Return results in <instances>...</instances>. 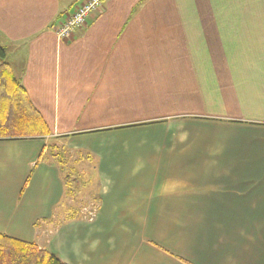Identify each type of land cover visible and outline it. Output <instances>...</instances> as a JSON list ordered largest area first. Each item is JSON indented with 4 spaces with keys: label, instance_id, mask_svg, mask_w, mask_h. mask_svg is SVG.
<instances>
[{
    "label": "crops",
    "instance_id": "crops-1",
    "mask_svg": "<svg viewBox=\"0 0 264 264\" xmlns=\"http://www.w3.org/2000/svg\"><path fill=\"white\" fill-rule=\"evenodd\" d=\"M80 1L0 0L49 131L0 141V234L64 264H264V0H103L59 41ZM67 156L91 220L68 219Z\"/></svg>",
    "mask_w": 264,
    "mask_h": 264
},
{
    "label": "trees",
    "instance_id": "trees-1",
    "mask_svg": "<svg viewBox=\"0 0 264 264\" xmlns=\"http://www.w3.org/2000/svg\"><path fill=\"white\" fill-rule=\"evenodd\" d=\"M49 135L39 113L32 106L23 86L16 79L8 62L5 49L0 45V141H15ZM64 170L63 155H52ZM67 197L77 190L79 179L65 172ZM77 211L72 210L68 219H75ZM0 264H64L47 250L11 239L0 234Z\"/></svg>",
    "mask_w": 264,
    "mask_h": 264
},
{
    "label": "rangeland",
    "instance_id": "rangeland-1",
    "mask_svg": "<svg viewBox=\"0 0 264 264\" xmlns=\"http://www.w3.org/2000/svg\"><path fill=\"white\" fill-rule=\"evenodd\" d=\"M0 43L3 44V41L0 36ZM4 45V44H3ZM70 157H66V164H67V170L70 172L71 176L74 177V173L71 172L75 170V165H73V161L69 159ZM72 160L75 159V157H71ZM70 160V161H69ZM77 173V172H76ZM78 173L83 174L84 171H78ZM78 175V174H77ZM86 179L81 180V182L84 184ZM92 186L88 188L82 187V183H78L77 190L75 192H72V196L67 197V211L68 210H76L77 211V218L84 219V220H91L93 219V214L96 213L98 206L100 205V195H99V183L92 178ZM91 190V191H90Z\"/></svg>",
    "mask_w": 264,
    "mask_h": 264
},
{
    "label": "built area",
    "instance_id": "built-area-1",
    "mask_svg": "<svg viewBox=\"0 0 264 264\" xmlns=\"http://www.w3.org/2000/svg\"><path fill=\"white\" fill-rule=\"evenodd\" d=\"M103 9V0H82L76 4L68 14L65 21L54 30L59 41H66L77 30H82L87 25V20ZM94 216V214L92 215Z\"/></svg>",
    "mask_w": 264,
    "mask_h": 264
}]
</instances>
